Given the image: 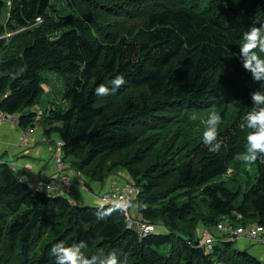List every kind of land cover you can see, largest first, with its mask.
Returning a JSON list of instances; mask_svg holds the SVG:
<instances>
[{
	"label": "trees",
	"instance_id": "obj_1",
	"mask_svg": "<svg viewBox=\"0 0 264 264\" xmlns=\"http://www.w3.org/2000/svg\"><path fill=\"white\" fill-rule=\"evenodd\" d=\"M63 1L66 14L55 0H0V16L9 13L0 25V108L24 129L43 120L44 134L63 142L64 161L92 183L126 170L139 187L137 218L157 227L143 234L123 209L99 218L115 205L34 190L0 156V264H54L50 248L61 240L83 241L88 256L114 251L127 264H264L223 233L206 248L197 229L264 225V164L241 199L218 180L246 148L241 118L261 84L239 46L264 22V0ZM44 70L61 76L68 105L54 102L39 117L26 110L45 90ZM119 74L123 86L96 94ZM213 110L222 117L218 152L195 130L198 115Z\"/></svg>",
	"mask_w": 264,
	"mask_h": 264
},
{
	"label": "clouds",
	"instance_id": "obj_2",
	"mask_svg": "<svg viewBox=\"0 0 264 264\" xmlns=\"http://www.w3.org/2000/svg\"><path fill=\"white\" fill-rule=\"evenodd\" d=\"M239 60L245 71L251 73L254 82L261 84V88L250 93L251 107L241 118V130L247 129L245 151L238 154V159L249 169L253 165L264 164V22L257 27L253 24L243 33L242 43L239 46ZM126 83L123 74L115 76L108 84L101 83L95 89L98 96L109 94V85L112 91ZM197 117L193 115L192 119ZM221 115L213 110L205 121L206 128L202 135L203 144L210 151L218 152L221 143L218 140V130L221 125ZM127 202H118L115 208L107 212H98L99 218L111 213L115 209L129 207ZM86 247L83 241L79 243H66L61 240L50 248V255L54 258V264H127L126 259L121 260L114 251H97L91 256L85 255L82 249Z\"/></svg>",
	"mask_w": 264,
	"mask_h": 264
},
{
	"label": "built area",
	"instance_id": "obj_3",
	"mask_svg": "<svg viewBox=\"0 0 264 264\" xmlns=\"http://www.w3.org/2000/svg\"><path fill=\"white\" fill-rule=\"evenodd\" d=\"M18 119L19 117L17 114H9L0 108V123H11L17 125ZM21 143L28 146L24 140H22ZM62 146L63 142L61 139L54 143L51 161L53 164L57 165V167H54L56 171L52 172L50 179H46L41 175H33L32 179H26L34 190L44 189L48 193H61L65 195H69L71 193V187L74 183L70 180L67 173L62 171V167L64 166ZM83 186L84 183L80 187ZM138 192L139 187L136 184L131 182H120L113 179L109 182L108 190L98 194L97 199L102 204L116 205L118 202L129 203V207L123 208L126 214L127 226L138 227L143 234H148L153 232L157 226L152 223L143 222L141 221V218H133L130 210ZM217 230L221 234L223 233L226 235V238L230 240L245 238L257 244L264 245V225L260 223L251 222L245 225H234L233 223L219 222ZM202 237L201 242L208 249L211 247L212 243L216 241L214 235H204L203 233Z\"/></svg>",
	"mask_w": 264,
	"mask_h": 264
},
{
	"label": "rangeland",
	"instance_id": "obj_4",
	"mask_svg": "<svg viewBox=\"0 0 264 264\" xmlns=\"http://www.w3.org/2000/svg\"><path fill=\"white\" fill-rule=\"evenodd\" d=\"M57 3V7L62 10V14H66L68 10L65 8V3L63 0H55ZM8 3H10V0H8ZM8 11L4 12L2 16H0V25L4 24L6 22V15H8ZM7 37L9 34L6 35ZM2 57V54L0 53V59ZM42 74L45 78V86H44V92L40 97V100L38 103H36L34 106L28 108L26 111H35L38 113L39 117L46 116V112H49L50 107L52 106V103H58L62 104L64 107L68 105V102L63 99V92H64V81L62 80L61 76L53 71V70H44L42 71ZM2 75V72H0V76ZM208 116H202L198 115L199 119V125L195 127L196 131L204 132L206 128L205 121ZM44 119V118H43ZM37 128H39V131H43V125L44 121H36ZM39 135H41L39 133ZM51 143H56V139H52ZM13 157L7 156L6 160L11 161ZM65 162V165L68 168L69 173L72 176H70V180L74 183L71 187L72 193L71 198L75 199V191L77 190V187L80 188L81 185H83V182L87 181L88 179L85 176H82V174H79L71 167V161L70 159H67ZM116 172L112 173L108 178L109 180L116 179L120 182H131L135 183V181L131 178L130 174L123 170V168H116ZM258 170L257 165H253L251 169H249L246 165H244L240 160L234 168V170H230L228 174L224 175L223 177L219 178L218 180H225L226 183L233 188H238L241 191L240 199L243 197V193L248 190V188L256 181ZM91 182V180H88ZM86 182V183H90ZM81 183V184H80ZM102 192H100L101 194ZM88 204H101L99 200L95 202L87 201ZM86 204V203H85ZM131 214L133 218H137V206L135 204L131 207ZM220 222H227V221H220ZM257 223V222H253ZM234 225H242V223H236ZM197 229L200 230L201 233H204V235H220L221 233L217 230V227L214 228V232L211 233L204 227L203 225H198ZM216 236V235H215ZM235 246H240L241 248H248L250 252L256 254L260 259L264 261V245L257 244L251 240L241 238L237 239L235 241Z\"/></svg>",
	"mask_w": 264,
	"mask_h": 264
},
{
	"label": "crops",
	"instance_id": "obj_5",
	"mask_svg": "<svg viewBox=\"0 0 264 264\" xmlns=\"http://www.w3.org/2000/svg\"><path fill=\"white\" fill-rule=\"evenodd\" d=\"M37 126L28 129L21 128L11 123H0V156L6 160L7 156L13 157L11 163L18 174L27 179H32L33 175H41L42 177H50L52 172L56 171L51 161L53 156L54 144L52 139H60L58 134L48 136L43 131H39ZM39 133L41 135H39ZM24 140L26 144L21 143ZM67 167V166H66ZM62 169H64L62 167ZM66 173L69 171L67 169ZM72 176L71 174H68ZM109 178L104 183H90L89 187H77L75 191L76 198L74 201L82 204L87 201H95V194L108 190ZM72 193V191H71Z\"/></svg>",
	"mask_w": 264,
	"mask_h": 264
}]
</instances>
